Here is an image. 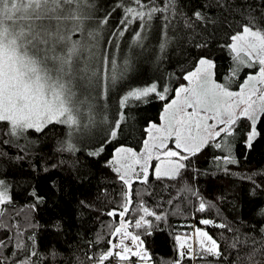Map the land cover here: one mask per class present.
Listing matches in <instances>:
<instances>
[{"label":"snow or ice","instance_id":"snow-or-ice-1","mask_svg":"<svg viewBox=\"0 0 264 264\" xmlns=\"http://www.w3.org/2000/svg\"><path fill=\"white\" fill-rule=\"evenodd\" d=\"M217 4L224 6L221 0H217ZM118 9L122 15L113 26L116 30L110 33L113 39L106 41L108 43L115 44V37L123 36L133 23H137L140 31L134 32L133 41L141 45L155 18L163 20L165 38L160 43L162 51L171 40L167 35L171 28L177 31L182 28L185 35H191L195 47L206 48V38H195L207 31L209 25L214 31L217 23L199 9L188 16L180 10L178 0H162V5H158L157 0H124L103 16H98L96 0H0V122H7L6 135L13 140L26 139L25 133L29 130L43 133L49 125L58 124L69 130V138L62 142L60 151L74 154L79 149L72 142L73 135L93 139L96 138L93 129H97V135L101 131L104 135L88 155L99 156L123 130L130 99L139 102L150 94L160 100L166 99L169 88L152 83L147 87L129 89L119 98L117 111L111 119L103 114L99 101L107 95V90L101 89V84L105 78L114 84L119 75L115 71V60L110 55L97 57L94 49L99 42L100 28L110 22ZM77 34L82 38L72 39ZM221 47L232 54V76L238 73L241 65H259L258 73L250 75L239 92H232L226 84L213 79L214 62L201 55L195 70L184 75L187 86L175 89V98L165 104L160 118L162 123L159 126L151 124L150 140L144 141L143 150L137 153L124 146L115 149V155L108 163L114 165V171L126 190L122 193L120 210L113 209L107 214L120 218L119 225L110 226L112 230L109 232L119 242L109 239L106 249L87 257L91 264H112V261L115 264H146L150 260L146 242L155 228L146 217L161 221L164 215L149 210L143 194H135L139 203L134 205L131 189L133 178L141 183L148 182L153 152H157L155 159L159 161L154 166L155 178L178 181L189 169L199 173L194 167L196 159L209 147L220 150L221 154H213L212 160L217 167L225 166V172L227 165L237 163L233 148L241 121H247V129L242 133L246 149L250 151L260 138H264V19H258L249 9L246 22L239 31L230 34ZM170 138L175 140V149L167 146L166 141ZM13 140L4 142L7 144ZM17 146L21 151L27 148L26 144ZM261 187L255 184L253 194ZM32 195L36 201L32 205L35 210L44 198L35 191ZM189 196L199 200L198 212L213 206L190 185L178 187L175 196L167 203ZM9 199L7 185L0 180V204ZM133 210L139 216L133 218L134 227L142 229L141 232L129 231L133 223L126 216ZM259 214L264 216V208ZM200 223L210 225L214 222L202 219ZM216 226L225 227L223 224ZM228 230L232 231L231 228ZM252 231L250 229L245 234L235 230L230 245L234 257L228 264H264V239L256 247L258 241L251 235ZM259 232L264 236V228ZM195 236V248L188 243L192 237L182 239L175 236L180 259L173 264H181L185 257L216 258L217 262L222 258L221 245L206 231L197 228ZM27 239L32 241L31 249L23 239H17L8 249L9 254L0 252V264H34L35 239L33 236ZM4 248L8 245L0 240V249Z\"/></svg>","mask_w":264,"mask_h":264},{"label":"trees","instance_id":"trees-1","mask_svg":"<svg viewBox=\"0 0 264 264\" xmlns=\"http://www.w3.org/2000/svg\"><path fill=\"white\" fill-rule=\"evenodd\" d=\"M122 2L124 0H96L98 16H103ZM221 3L223 7L217 4V0H178L180 10L188 16L199 9L217 21L214 31L213 26L209 25L207 31L195 38H206V48L195 47L191 35H185L182 28L179 31L171 28L167 30L171 40L162 51L160 43L165 38L162 19H153L145 45L143 41L139 50L133 48L137 46L133 34L140 31L138 24L133 23L124 33V40L129 37L128 44H125L130 73L126 79L118 81L117 88L103 84L102 89L107 90V95L99 101L104 109L103 114L111 119L117 111L119 98L126 95L129 89L156 83L167 86L169 92L165 100H160L154 94L139 102L130 99L123 130L99 156L88 155L104 135L102 131L97 135V129H93L96 138L81 137L74 141L79 149L74 154L60 151L65 126L51 124L43 133L29 130L25 137L30 140L31 146L26 144V150L21 151L17 145L24 144L18 141L4 142L11 138L5 134L7 125L0 123V168L8 179L10 197L0 205V240L8 245L0 252L9 254L8 249L14 246L17 239H23L31 249L32 241L27 238L33 236L36 252L34 264H91L87 259L89 255L106 249L109 239L118 241L109 235L112 230L110 226H118V216L110 217L107 214L113 209L120 210L122 193L126 190L118 174L108 165L115 149L124 146L139 150L142 147L148 126L160 122L165 104L175 96V89L186 84L184 75L195 69L201 55L214 62L217 80L225 82L224 75L232 65V54L221 45L230 34L240 30L249 9L258 19H264V0H221ZM157 4L162 5V0H157ZM121 15L122 11L118 9L105 25L106 44V41L113 39L110 33L116 30L113 26L119 22ZM104 48L107 50L105 44ZM107 51L111 55V50ZM237 89L239 85L233 88ZM246 129L247 121H241L234 154L237 163L227 165V172L225 166L217 167L212 160L213 154L221 153L209 147L196 159L194 167L199 169V173L189 169L178 181H172L157 180L150 170L147 183L133 181L134 205L139 203L135 194L140 193L149 210L164 215L161 221L146 217L155 228L153 235L147 237L150 260L146 264H173L180 259L175 236L189 234L195 227L204 228L209 236L217 240L223 256L218 262L216 258L202 260L185 257L181 264H228L234 257L230 245L237 229L245 234L253 230L251 235L258 241L256 247L260 246L259 241L264 239L259 232L260 228H264V216L259 214V210L264 208V138H260L249 151L244 146L245 137L242 135ZM255 184L262 187L256 188L253 194ZM184 185H190L206 203L213 206L198 212L199 200L191 196L173 199V203L168 204L177 188ZM34 191L44 198V202L35 210L32 209L36 203L32 195ZM134 217L139 218L133 210L126 219L134 223ZM202 219H210L214 223L203 225L200 223ZM220 224L225 227L216 226ZM131 229L133 233L142 231Z\"/></svg>","mask_w":264,"mask_h":264},{"label":"rangeland","instance_id":"rangeland-1","mask_svg":"<svg viewBox=\"0 0 264 264\" xmlns=\"http://www.w3.org/2000/svg\"><path fill=\"white\" fill-rule=\"evenodd\" d=\"M106 30H107V28L105 26H102L100 28V35H99V38H98L99 39V42H98V44H96V47H95L94 50H95V53H96L97 57H100L101 55H106L107 56V55H109V52L107 50H111V55L110 56L116 62L115 71L118 73L119 78L116 81V83H114V84L110 83L107 80V78H105L104 81L101 84V89H102L104 83L107 84V85H110L112 87H116L117 88L118 81L120 79H126L127 74L130 73V69H129L130 68V63H129V60L126 58L127 57V49H128L127 46H126V44H128V42H129V37H126L125 40H124V38L122 36L115 37V40H116V43L115 44L108 43V42H107L108 44H106L105 43V40H106V38H105L106 33L105 32H106ZM103 32H104V35H103ZM74 36H76L77 38L74 39ZM74 36L72 37V39H74V40H79V39L82 38L79 34L74 35ZM111 40H112V38L110 40H108V41H111ZM123 43H124V46L121 47V45ZM104 44L106 45L107 50L104 48ZM142 45L143 44L137 45V46H133V48L139 50V48H141ZM144 45H145V40H144ZM233 67H234V62L232 60L231 68L229 69L227 75H224L225 82H220L219 80H217L215 67L212 70L213 73H214L213 79L217 83L226 84L227 87H228V89L230 91H232V92H239L240 89H241V86L245 84V82L247 81L248 77L250 75H256L258 73V71H259V65H255L253 67H246V66L241 65L240 68H239L238 73L235 76H232L231 75V69ZM239 80H241V81H239ZM187 83L188 82H186V84L184 86H187ZM237 85H239V89L233 90V88L235 86H237ZM174 98H175V96L172 99H174ZM171 100L168 103H170ZM189 111H191V109H189ZM162 113H163V111H162ZM0 123H5L7 125V122H0ZM161 123H162V121L160 119V122L159 123H152V124H156L157 126H159ZM209 123H211V121H209ZM150 126H151V124L147 128V136H146V139L145 140H150V133H151V127ZM31 131H33V130H31ZM68 133H69V130L66 128V131H65V133L63 134V136L61 138V142H63L64 140H66V139L69 138ZM78 139L79 138H77V135H73L72 142H74L75 140H78ZM11 140H13V138H11ZM13 141H18V142H20L21 144H24V145L25 144L30 145L29 144L30 140L28 138H26V139L25 138H21L19 140H13ZM166 143H167V146L169 148L175 149V140H174V138H170L168 141H166ZM143 148H144V142H143L142 147L139 150H135V149H133V150L136 151L137 153H140L143 150ZM216 150L220 152V150H218V149H216ZM233 154H235V147L233 148ZM114 155H115V151H114L113 157H114ZM156 155H157V152H153V159L150 161V165H152L153 167H150L149 168V171L152 170L153 177H155V174H154V166L159 163V161H157L155 159ZM113 157L109 161H111L113 159ZM108 165L111 166V168L114 170V165L113 164H109L108 163ZM0 166H1V164H0ZM1 170L2 169L0 168V180H3L5 182V184L7 185L8 196H9L8 179H7V177L4 176L5 173L3 171H1ZM141 179H143V177H141ZM133 181H137V180L135 178H133L132 182ZM125 189H126V186H125ZM118 220H120L119 216H118ZM118 225H119V223H118ZM132 228H135L134 227V223H133ZM196 229H197V227H195L194 229H192L189 234L184 233V234L179 235L182 239L185 236L192 237L191 239L188 240V243L189 244H192L194 248L197 247L196 236H195V230ZM199 229H201L203 231H206L204 228H199ZM129 231H132L131 227L129 228ZM117 242H119V241H117ZM127 242L130 243V241H125V243H127Z\"/></svg>","mask_w":264,"mask_h":264},{"label":"built area","instance_id":"built-area-1","mask_svg":"<svg viewBox=\"0 0 264 264\" xmlns=\"http://www.w3.org/2000/svg\"><path fill=\"white\" fill-rule=\"evenodd\" d=\"M127 243H129V242H127Z\"/></svg>","mask_w":264,"mask_h":264},{"label":"water","instance_id":"water-1","mask_svg":"<svg viewBox=\"0 0 264 264\" xmlns=\"http://www.w3.org/2000/svg\"><path fill=\"white\" fill-rule=\"evenodd\" d=\"M133 183V182H132Z\"/></svg>","mask_w":264,"mask_h":264}]
</instances>
